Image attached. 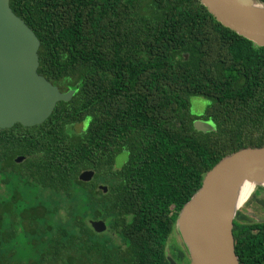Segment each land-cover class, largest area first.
<instances>
[{"label":"trees","instance_id":"1","mask_svg":"<svg viewBox=\"0 0 264 264\" xmlns=\"http://www.w3.org/2000/svg\"><path fill=\"white\" fill-rule=\"evenodd\" d=\"M9 5L40 42L37 73L74 95L41 125L0 130V159L34 162L37 153L56 171L32 178L51 203L31 204L37 187L25 201L17 188L1 195L0 242L10 244L2 252L12 264H169L167 241L205 174L232 153L264 147V48L222 26L199 0ZM192 97L210 101L199 117L190 114ZM195 121L214 130L200 132ZM84 169L95 172L92 182L77 178ZM11 175L31 186L30 177ZM246 218L233 222L239 264H264V221ZM89 220H102L107 234Z\"/></svg>","mask_w":264,"mask_h":264},{"label":"water","instance_id":"2","mask_svg":"<svg viewBox=\"0 0 264 264\" xmlns=\"http://www.w3.org/2000/svg\"><path fill=\"white\" fill-rule=\"evenodd\" d=\"M218 23L264 48V4L259 0H199ZM40 42L25 22L0 0V130L20 124L31 128L43 124L59 102H69L74 91L60 92L37 73ZM187 58V55H185ZM200 132L214 130L211 121H195ZM94 172L86 170L79 180L89 182ZM253 186L236 207V188ZM99 190L107 192L100 185ZM264 190V147L241 149L221 159L202 180L201 187L182 207L175 230L190 264H239L235 253L233 222L237 211L252 193ZM96 233L105 230L102 221H91ZM169 264H177L167 258Z\"/></svg>","mask_w":264,"mask_h":264},{"label":"flooded vegetation","instance_id":"3","mask_svg":"<svg viewBox=\"0 0 264 264\" xmlns=\"http://www.w3.org/2000/svg\"><path fill=\"white\" fill-rule=\"evenodd\" d=\"M77 127H79L80 129L83 130V126L82 125H76L74 127L75 131H76ZM29 158H30V156L23 155V154H18V155L10 157L7 160L0 159V174L1 173H5L6 174L5 180H6L7 176L9 175L7 184L3 183V180H2L1 175H0V189L1 188L5 189L6 191H8V193H11V192L14 193L15 189L17 188V192H15V195L17 196V198L20 201H25L26 200V199H24V196L27 195L30 192V188L33 189V188L37 187L36 190H33L34 193L43 192L45 194H49L48 192H44V190L42 189L41 186L40 187H38L39 185L36 186V183L32 179V178H34L33 177V173H35L36 176H37L38 172H56L54 170H51L50 168H46V166H48L47 161H42V163L40 164V159L39 158H41V154L35 153V154L31 155V158L34 160V162L28 161ZM42 159L43 158H41V160ZM86 170H91V169L81 170L80 173L78 174L77 178L79 179V175L82 172L86 171ZM91 171H93V170H91ZM11 172H18V174L24 175V180L27 179V181H28V179L30 177L31 186H29V187L26 186V185H25L26 187L22 186L21 185L22 182L19 181L18 177H15V176L13 177V175H11ZM94 177H95V172H94V176H93L92 180L89 181V182H85V183L92 182ZM27 181H26V183H27ZM100 185H102V184H97V189L98 190H99L98 187ZM29 199L31 200V204H33L34 207H40L41 206V202L40 201L37 202L38 198L34 199L32 197L31 198L29 197ZM27 202H28V200H27ZM257 204L259 206V203H257ZM260 207L262 208V205ZM240 216L241 217L245 216L247 218L245 219V222L240 221V220H238V222H243V223H246V224L257 223V222L259 223V222H263L264 221V220H259V221L250 220L253 217L245 215L244 212H241ZM248 218H250V219H248ZM91 221H102V220H89L88 223H89L90 228L92 229L91 224H90ZM107 229H108V227L105 224V230L102 233H106L107 234V231H108ZM3 236H7V235L3 234V233L2 234L0 233V237H3ZM1 244L4 245L5 248L10 249L9 248L10 244L8 242H5L3 244L2 243V238H1L0 246H1ZM167 246H168L167 248H168V253H169V255H167V258L168 257L172 258L177 264H188L187 260H186V257L183 255V253L185 254V249H184L181 241L179 239H177L176 232L171 234V236L169 237V239L167 241ZM171 250H174V252L171 253L170 252ZM187 258H188V256H187ZM12 263H13L12 253H10L9 251H5V253H3L1 248H0V264H12Z\"/></svg>","mask_w":264,"mask_h":264},{"label":"rangeland","instance_id":"4","mask_svg":"<svg viewBox=\"0 0 264 264\" xmlns=\"http://www.w3.org/2000/svg\"><path fill=\"white\" fill-rule=\"evenodd\" d=\"M210 104L209 100H206L202 97H192L190 99V114L196 117L201 116L204 112L206 107ZM77 132H81L82 129L79 127L76 128ZM126 159V155H121L117 160H116V167H119L120 165L123 164V162ZM3 193H8L5 189H0V198ZM32 198L36 199L38 198L37 202H43V201H48L49 203L52 202L51 195L45 194L43 192H36L31 195ZM256 200H264V190H261L260 188L256 189L251 196L245 201L243 207H241L235 216V219L237 218V215L240 214L241 212H244L245 215L252 216L253 218H248L253 221H259V220H264V208L260 207L261 204L258 206V201ZM255 201L257 203H255ZM54 221L55 218H54ZM177 239L180 240L178 234ZM18 247H20V251L18 252L19 256H22V245L19 244ZM20 253V254H19Z\"/></svg>","mask_w":264,"mask_h":264},{"label":"bare ground","instance_id":"5","mask_svg":"<svg viewBox=\"0 0 264 264\" xmlns=\"http://www.w3.org/2000/svg\"><path fill=\"white\" fill-rule=\"evenodd\" d=\"M253 186L248 182L241 183L235 191L234 203L239 206L250 194L252 191Z\"/></svg>","mask_w":264,"mask_h":264}]
</instances>
